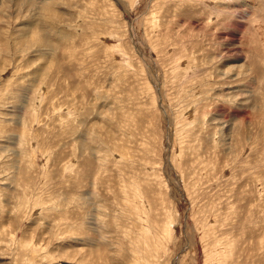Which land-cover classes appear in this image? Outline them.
I'll return each instance as SVG.
<instances>
[{
    "label": "rangeland",
    "instance_id": "374dc122",
    "mask_svg": "<svg viewBox=\"0 0 264 264\" xmlns=\"http://www.w3.org/2000/svg\"><path fill=\"white\" fill-rule=\"evenodd\" d=\"M0 264H264V0H0Z\"/></svg>",
    "mask_w": 264,
    "mask_h": 264
}]
</instances>
